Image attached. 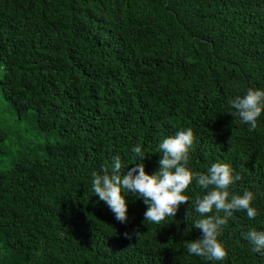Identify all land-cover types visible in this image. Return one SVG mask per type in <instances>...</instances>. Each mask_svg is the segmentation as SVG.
<instances>
[{
  "label": "trees",
  "instance_id": "1",
  "mask_svg": "<svg viewBox=\"0 0 264 264\" xmlns=\"http://www.w3.org/2000/svg\"><path fill=\"white\" fill-rule=\"evenodd\" d=\"M0 66L18 114L55 135L0 170V264H264L243 236L264 229V115L249 130L228 103L264 88V0H0ZM188 127L193 171L228 162L241 176L230 190L255 193L258 216L224 226V261L182 244L202 237L195 179L159 225L142 197L128 194L121 223L92 191L117 154L125 172L139 162L138 143L154 172L161 140Z\"/></svg>",
  "mask_w": 264,
  "mask_h": 264
},
{
  "label": "clouds",
  "instance_id": "2",
  "mask_svg": "<svg viewBox=\"0 0 264 264\" xmlns=\"http://www.w3.org/2000/svg\"><path fill=\"white\" fill-rule=\"evenodd\" d=\"M228 103L234 109L231 111L234 117H239L242 123L248 125L249 130H255L259 118L264 115V88L248 87L243 94L231 97ZM194 139L191 127L181 128L174 135L164 137L158 146L162 153L159 167L152 173L145 170L143 159L146 152L141 144H136L132 151L136 154L135 161L139 162L125 172L128 164L122 163L117 154L110 169L102 165L99 171H92V191L108 204L121 223L128 221V194L142 197L148 205L144 221L159 225L170 217L174 218L182 203L191 201L186 189L195 179L206 190L194 201V210L200 215L192 222L201 230L202 237L182 241V244L189 254L213 262L224 261L229 254L220 239L224 226L237 211H246L249 218L258 216L259 210L252 203L255 193L252 190H244L242 193L230 190V186L241 176L234 172L228 162H213L206 172L193 171L188 162ZM131 235L125 232V236ZM243 236L252 245L254 252L264 255V229L251 228Z\"/></svg>",
  "mask_w": 264,
  "mask_h": 264
},
{
  "label": "rangeland",
  "instance_id": "3",
  "mask_svg": "<svg viewBox=\"0 0 264 264\" xmlns=\"http://www.w3.org/2000/svg\"><path fill=\"white\" fill-rule=\"evenodd\" d=\"M2 74L0 66V79ZM54 140L55 135L39 127L31 110L19 115L0 86V161H3L0 162V170L5 169L19 153L39 155L42 147Z\"/></svg>",
  "mask_w": 264,
  "mask_h": 264
}]
</instances>
